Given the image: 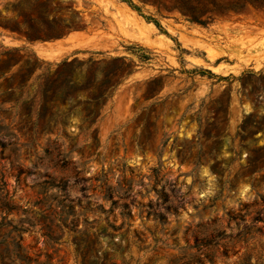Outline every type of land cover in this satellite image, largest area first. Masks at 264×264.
<instances>
[{
  "label": "rangeland",
  "instance_id": "obj_1",
  "mask_svg": "<svg viewBox=\"0 0 264 264\" xmlns=\"http://www.w3.org/2000/svg\"><path fill=\"white\" fill-rule=\"evenodd\" d=\"M128 1L0 0V264H264V0Z\"/></svg>",
  "mask_w": 264,
  "mask_h": 264
},
{
  "label": "trees",
  "instance_id": "obj_2",
  "mask_svg": "<svg viewBox=\"0 0 264 264\" xmlns=\"http://www.w3.org/2000/svg\"><path fill=\"white\" fill-rule=\"evenodd\" d=\"M122 1L128 3V5L131 8L135 9V7L132 5V3L130 1H128V0H122ZM197 9H198L197 6L194 5L193 3H190V4L182 7L183 12L186 13V15L188 16V18H189V20L191 22L197 23V24H200V25H204L205 21H203V20L199 19L198 17H196ZM152 22H153V24L156 27L159 28L160 25L158 24V22H156V21H152ZM57 38H60V36L48 37L47 40L57 39ZM30 40L33 41V40H42V39L40 37H32V38H30Z\"/></svg>",
  "mask_w": 264,
  "mask_h": 264
},
{
  "label": "crops",
  "instance_id": "obj_3",
  "mask_svg": "<svg viewBox=\"0 0 264 264\" xmlns=\"http://www.w3.org/2000/svg\"><path fill=\"white\" fill-rule=\"evenodd\" d=\"M72 36V37H71ZM71 38H74V35H70Z\"/></svg>",
  "mask_w": 264,
  "mask_h": 264
}]
</instances>
